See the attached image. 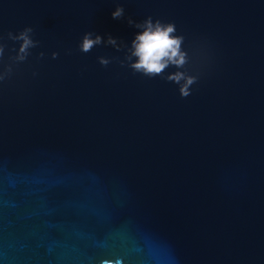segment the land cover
<instances>
[{"label": "water", "instance_id": "95a60500", "mask_svg": "<svg viewBox=\"0 0 264 264\" xmlns=\"http://www.w3.org/2000/svg\"><path fill=\"white\" fill-rule=\"evenodd\" d=\"M149 15L184 36L187 96L77 48ZM25 26L39 43L0 83V264H264V0H0L3 63Z\"/></svg>", "mask_w": 264, "mask_h": 264}, {"label": "clouds", "instance_id": "9594fccd", "mask_svg": "<svg viewBox=\"0 0 264 264\" xmlns=\"http://www.w3.org/2000/svg\"><path fill=\"white\" fill-rule=\"evenodd\" d=\"M113 19L124 16V7L116 2L110 12ZM127 23L135 31L130 39L125 43L119 41L111 35L102 37L99 33L85 31L79 38L77 48L82 53L89 52L94 46L111 45L117 51H122V59L116 57L97 56L100 65H107L110 60H117L121 65L129 68L133 73L152 78L159 77L165 81H171L177 87V92L181 97L187 96L191 92V85L198 79V71L186 67L190 63V54L187 46L184 45V36L177 33L176 25L171 21H163L152 16H145L142 20L134 21L131 17H126ZM33 29L25 26L13 34L7 33V38L18 42L15 47V54L8 56L10 63H3L5 45L0 42V83L11 74L13 66L18 62H23L30 54L29 50L39 42L32 39ZM0 36V41L3 40ZM39 52L37 56H43ZM55 58L57 53L51 52ZM167 69H171L166 71ZM35 75V73H33ZM100 264H112L111 261L101 260ZM115 264H120L117 258Z\"/></svg>", "mask_w": 264, "mask_h": 264}]
</instances>
